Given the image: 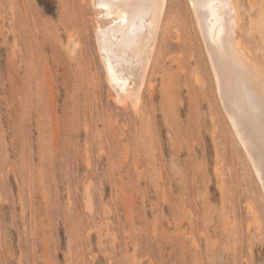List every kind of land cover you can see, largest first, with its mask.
<instances>
[{"label": "rangeland", "instance_id": "1", "mask_svg": "<svg viewBox=\"0 0 264 264\" xmlns=\"http://www.w3.org/2000/svg\"><path fill=\"white\" fill-rule=\"evenodd\" d=\"M233 1L264 68V0ZM191 5L169 0L136 109L91 0H0V264H264L263 185Z\"/></svg>", "mask_w": 264, "mask_h": 264}, {"label": "bare ground", "instance_id": "2", "mask_svg": "<svg viewBox=\"0 0 264 264\" xmlns=\"http://www.w3.org/2000/svg\"><path fill=\"white\" fill-rule=\"evenodd\" d=\"M190 1L225 112L264 190V68L253 58L252 47L236 32L239 9L233 0ZM91 4L97 20L98 50L113 100L125 108L138 109L151 69L161 56V40L165 43V36H169V0H119V6L108 8L98 7L97 0Z\"/></svg>", "mask_w": 264, "mask_h": 264}, {"label": "snow or ice", "instance_id": "3", "mask_svg": "<svg viewBox=\"0 0 264 264\" xmlns=\"http://www.w3.org/2000/svg\"><path fill=\"white\" fill-rule=\"evenodd\" d=\"M216 0H212L215 3ZM97 6L102 8H108L109 6L117 7L119 6V0H97Z\"/></svg>", "mask_w": 264, "mask_h": 264}]
</instances>
